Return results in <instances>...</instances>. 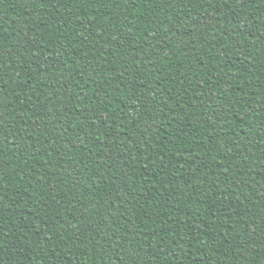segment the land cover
<instances>
[{"label": "trees", "instance_id": "1", "mask_svg": "<svg viewBox=\"0 0 264 264\" xmlns=\"http://www.w3.org/2000/svg\"><path fill=\"white\" fill-rule=\"evenodd\" d=\"M0 264H264V0H0Z\"/></svg>", "mask_w": 264, "mask_h": 264}]
</instances>
